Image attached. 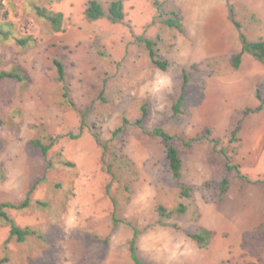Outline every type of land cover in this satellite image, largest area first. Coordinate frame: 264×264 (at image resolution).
<instances>
[{"label":"rangeland","instance_id":"374dc122","mask_svg":"<svg viewBox=\"0 0 264 264\" xmlns=\"http://www.w3.org/2000/svg\"><path fill=\"white\" fill-rule=\"evenodd\" d=\"M89 1L0 0L1 22L30 39L21 47L0 37V71L21 67L29 77L26 87L0 82V204L29 195V207L5 212L36 233L17 242L0 219V264H135L128 223L139 231L142 264H264V108L244 115L260 105L258 92L264 99V65L244 55L232 66L240 32L249 42L264 39V0H158L165 17L179 11L182 33L161 24L152 0H124L121 23L88 21ZM96 1L108 13L114 0ZM35 7L62 13V30ZM139 37L156 42L167 71L152 64ZM161 79L168 83L157 89ZM157 128L173 137L190 198L180 196ZM50 138L46 156L32 146ZM227 163L235 168L228 172ZM158 205L172 213L162 224ZM201 228L212 234L203 248L189 237Z\"/></svg>","mask_w":264,"mask_h":264},{"label":"trees","instance_id":"16d2710c","mask_svg":"<svg viewBox=\"0 0 264 264\" xmlns=\"http://www.w3.org/2000/svg\"><path fill=\"white\" fill-rule=\"evenodd\" d=\"M154 5L156 6L159 17L161 18V24L165 27H168L170 29H174L179 33H182L184 30L182 19L180 16V13L178 10L173 9L165 15L161 13L162 4L158 0H152ZM35 14L46 20L52 27L53 30L56 32L62 30L63 22H64V16L62 13H53L45 8L41 7H35L34 8ZM85 17L88 21H97L99 19H102L104 17H107L110 22L112 23H121L125 19V13H124V0H114L110 3L108 8V13L105 12L103 6L96 0H90L88 2L87 8L85 10ZM232 20L237 27L238 30H240V25L236 23L232 17ZM13 25L9 22H1V9H0V37L4 40L13 39L15 40L16 44L25 47L29 44L30 39L27 38H16L14 35H12L13 31ZM239 38L241 42V50L235 54L232 58V66L235 69H238L242 64V59L244 55H249L252 58H254L256 61L260 62L264 65V39L255 41V42H249L246 38V36L243 33H239ZM139 42H142L147 51L149 58L154 66L159 68L162 71H167L169 68V63L166 60H162L155 49L156 42L152 40H147L142 37L138 38ZM53 65L57 72V81L64 84L65 83V67L62 62L59 60H53ZM185 75V74H184ZM184 77V85L182 87V93L176 103L172 106L173 113L175 115L179 114L181 111V107L184 103V91L185 86L188 82V79L185 76ZM5 79H11L18 83H20L22 86L26 87L29 84V77L26 73V71L21 67H14L10 71H0V82ZM64 93L63 97L66 99V101L73 106V103L70 100V89L65 85L63 86ZM257 99L260 102V105L254 109H247L244 112V115H248L251 113L259 112L264 108V99L262 98L261 94L257 93ZM147 115V109L146 107L143 108V114L140 119L136 121V125L142 128V123L144 118ZM127 123L126 120L123 121V125L119 127L114 133L113 136H117L118 134L122 133L125 129V124ZM241 129V123H239L234 131L231 133V139L230 143L236 142L237 135ZM152 135L157 136L161 138V140L165 144L166 148V159L168 162L169 170L172 174L173 180L176 182V184L180 188V196L181 198H190L192 194V188L188 187L186 184H184L181 180L182 177V159L179 155V152L177 148L172 144L173 137L166 133L163 129L157 128L152 132ZM56 138H50L49 144L44 145L40 140H34L32 141V146L39 150L43 156H46L48 154V151L51 149V147L55 144ZM191 145V143H189ZM223 154L228 158L226 152H223ZM229 159V158H228ZM235 167L231 166L229 163H227V171H232ZM242 178V176L240 174ZM228 185L229 181L226 177L222 179L220 182V196L223 197L227 191H228ZM30 206V197L29 195L26 197L24 201H22L19 204H13V203H4L0 204V219L4 220L6 223L10 226V239L15 238L17 242H23L27 236L35 235L36 233L28 228L22 229L19 226H17L8 216V214L5 212V209H16V210H23ZM186 207L184 205H179L176 212L178 213H185ZM157 213L159 216V222L162 224V222L165 219H168L172 213L169 212L164 206L158 205L157 207ZM113 226L117 227L118 224L121 222L119 219H117L115 216H113L112 219ZM127 224V223H126ZM127 225L132 226L134 235L133 238L129 244V252L132 260L135 264H142V262L139 260L136 252V239L139 236V231L130 223ZM189 237L198 244L199 247L203 248L207 246L212 238V234L210 231H207L203 228L199 229L198 232L194 234H190Z\"/></svg>","mask_w":264,"mask_h":264},{"label":"clouds","instance_id":"9594fccd","mask_svg":"<svg viewBox=\"0 0 264 264\" xmlns=\"http://www.w3.org/2000/svg\"><path fill=\"white\" fill-rule=\"evenodd\" d=\"M167 83H168V82H167L166 80L161 79V80L158 81L156 87H157V89L162 88V87L166 86Z\"/></svg>","mask_w":264,"mask_h":264}]
</instances>
